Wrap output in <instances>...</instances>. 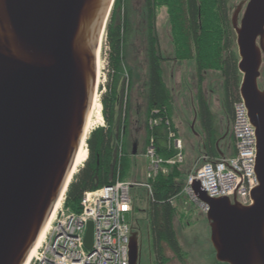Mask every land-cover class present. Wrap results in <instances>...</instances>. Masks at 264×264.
I'll return each instance as SVG.
<instances>
[{"label": "water", "instance_id": "95a60500", "mask_svg": "<svg viewBox=\"0 0 264 264\" xmlns=\"http://www.w3.org/2000/svg\"><path fill=\"white\" fill-rule=\"evenodd\" d=\"M114 2L0 0V264H26L61 196L95 97L100 38ZM242 7L232 24L258 187L251 206L210 199L198 182L192 188L210 208L220 264H264V0H249L239 21ZM85 243L92 249V223ZM129 249V264H140L135 232Z\"/></svg>", "mask_w": 264, "mask_h": 264}, {"label": "trees", "instance_id": "16d2710c", "mask_svg": "<svg viewBox=\"0 0 264 264\" xmlns=\"http://www.w3.org/2000/svg\"><path fill=\"white\" fill-rule=\"evenodd\" d=\"M146 67H147V123L148 139L153 136L158 153L168 158L166 127L164 124L150 131L151 118L169 119L173 128L174 102L163 75L164 59L160 51L157 17L161 10L168 16L175 62H194L199 77L197 117L203 134L204 154L211 159L221 153L216 119L201 86L204 75L219 72L222 75L224 111L234 116V105L241 100L239 88L242 76L238 70V52L231 22V0H145ZM130 1L115 0L114 11L107 25L109 61L112 69L109 91L102 98L106 126L98 128L87 141L88 160L74 177L67 194L65 208L80 212L83 195L89 191L115 184L117 179L127 181L131 170L133 149L130 148V104L123 101L121 89L126 81L133 86L134 73L127 62L128 47L133 27L130 22ZM125 84V83H124ZM122 90V91H121ZM135 145L137 143L135 142ZM120 147L122 151L120 154ZM232 149L235 151L234 146ZM184 167V166H183ZM183 167L169 169L152 183V196L148 199V216L152 249L157 264H165L172 253L180 259L185 253L179 243L175 220L178 216L173 200L178 197L190 173H181Z\"/></svg>", "mask_w": 264, "mask_h": 264}, {"label": "built area", "instance_id": "2783aa9c", "mask_svg": "<svg viewBox=\"0 0 264 264\" xmlns=\"http://www.w3.org/2000/svg\"><path fill=\"white\" fill-rule=\"evenodd\" d=\"M164 124L168 158L157 150L153 136L148 140L144 156L147 160L146 182L121 181L95 191L86 192L80 212L65 208L66 196L51 229L44 236L29 264H129L130 241L133 233L131 214L134 207L133 191L143 188L152 196V183L169 169L186 163L184 143L169 119H149L150 131ZM235 154L211 159L203 155L187 177L181 194L186 196L207 215L210 208L201 202L193 191L196 182L210 199L228 198L243 206L253 204L251 194L258 187L256 176L257 141L248 111L242 100L234 105L231 130ZM122 147H120V154ZM122 156V154H121ZM67 194V193H66ZM93 225V246L86 247L88 225Z\"/></svg>", "mask_w": 264, "mask_h": 264}, {"label": "rangeland", "instance_id": "374dc122", "mask_svg": "<svg viewBox=\"0 0 264 264\" xmlns=\"http://www.w3.org/2000/svg\"><path fill=\"white\" fill-rule=\"evenodd\" d=\"M130 1V22L133 27L130 38V46L128 47V58L127 62L130 68L133 70V86L131 89L127 87L126 81L123 82V101L130 104V148L133 149L136 146V156L132 154L131 157V170L128 174L127 181L145 183L146 182V170L147 160L144 156L145 150L148 146L146 138V123H147V96H146V82H147V67H146V43H145V29H146V18H145V0H129ZM243 0H231L230 7L238 9L242 4ZM115 3V2H114ZM114 11V5L110 11L105 31L104 39L101 46V61L102 69L100 74V84L96 87L95 96H99L102 104L103 96L109 91V84L111 83L110 77L112 75V69L109 61L110 47L107 42V25L110 17ZM166 11L161 10L157 17V32L159 34L160 51L164 59L162 66L167 71H172L171 65L167 63L170 57L174 59V50L171 42L169 22L165 21ZM167 14V13H166ZM233 25V24H232ZM100 49V48H99ZM234 51L238 52L236 46L235 37V48ZM264 61V60H263ZM175 62V61H174ZM189 70L195 71V89L190 88L183 90L177 86L175 91H172L174 87L168 83L170 91L172 93L174 102V121L180 124L183 121V126L180 124V131L185 132L186 135L191 139L190 143L195 144V163L204 154L203 134L199 126L197 117V96L199 91V77L196 71L194 62H189ZM175 69H173L174 71ZM180 69H178L179 71ZM177 72V71H176ZM180 72V71H179ZM170 76V75H169ZM186 76L192 81V76L186 74ZM260 86L264 88V62L261 68ZM125 83V84H124ZM173 83L175 84L174 80ZM178 84V83H177ZM176 86V85H175ZM175 88V87H174ZM205 98L208 100V104L211 111L216 119L219 135L220 144H227L232 148L230 140L231 130L233 122L231 123L227 114L224 111L223 92H222V75L219 72H209L204 75V84L201 86ZM189 90V92L187 91ZM195 90V91H194ZM178 91V92H177ZM195 92V93H194ZM179 93V94H178ZM195 96V114L185 112L184 106L190 104L192 98ZM104 111V106L102 105ZM187 107V106H186ZM188 108V107H187ZM104 119V116H103ZM195 119H197L195 121ZM149 123V121H148ZM176 125V124H175ZM106 126V121L102 125H98L95 129L103 128ZM173 127V126H172ZM149 128V126H148ZM174 129V128H173ZM150 130V129H149ZM175 131V129H174ZM176 132V131H175ZM177 133V132H176ZM228 133V135H227ZM178 135V133H177ZM227 135V137H226ZM225 138L224 141L222 139ZM149 140V139H148ZM218 141V142H219ZM135 142L137 145H135ZM219 144V146H220ZM201 148V149H200ZM203 148V150H202ZM187 153V152H186ZM83 168V167H82ZM81 168V169H82ZM80 169V170H81ZM190 169V168H189ZM188 170L182 168L181 173H187ZM79 170V171H80ZM134 207L131 214L133 232L139 235L140 245V264H154V253L152 249L150 228H149V216L148 210V199L149 193L143 188H136L133 191ZM178 216L175 220V228L177 231L179 243L185 253V264H220L216 261V253L211 244V232L207 221V215L203 214L198 206L192 203L186 196H181L175 201ZM169 259H170V255Z\"/></svg>", "mask_w": 264, "mask_h": 264}, {"label": "bare ground", "instance_id": "6f19581e", "mask_svg": "<svg viewBox=\"0 0 264 264\" xmlns=\"http://www.w3.org/2000/svg\"><path fill=\"white\" fill-rule=\"evenodd\" d=\"M105 31V30H104ZM104 31L101 35L100 38V46H99V51H98V55H97V86H99L100 84V74H101V69H102V61H101V46L103 43V39H104ZM102 104L100 102V98L99 96H95L90 110H89V115L86 121V125L84 128V135H83V139H82V143L80 146V149L78 151L74 166L71 170V172L69 173L65 185L63 187L61 196L58 199V202L45 226V228L43 229L41 236L39 237L38 242L36 243L33 251L31 252L28 261L26 262V264H29V262L31 261L35 251L37 250V248L40 246V243L42 242V240L44 239V236L47 234V232L50 231L52 225L54 224V221L59 213V210L62 206V203L65 199L66 193L70 187V185L72 184L74 177L77 175V173L79 172V170L84 166V164L87 162L88 160V156H89V152L87 149V141L90 137V135L92 134V132H94L96 129V127H98V125H102L104 123V119H103V112H102Z\"/></svg>", "mask_w": 264, "mask_h": 264}, {"label": "crops", "instance_id": "0c3cea01", "mask_svg": "<svg viewBox=\"0 0 264 264\" xmlns=\"http://www.w3.org/2000/svg\"><path fill=\"white\" fill-rule=\"evenodd\" d=\"M167 20H168V16L165 13V21L167 22ZM157 23H158V21H157ZM167 63L169 65H171V68H172L171 72L170 71L166 72V69L163 67L164 80H165V83H166L168 88H169L168 83H170V81H171V84L175 87V88L174 87L172 88V91H175L177 86H180L179 87L181 89L180 92H182L183 90H186L185 88L189 89L190 88V86H189L190 83H193L191 85V87L193 86L194 89H195V71H190L189 70V64H190L189 62H174L173 61V57H170L169 60H167ZM173 69H175V70L173 71ZM178 69H180L179 70L180 72L178 71ZM186 74H188L189 76L190 75L192 76V81L193 82L190 81V79L186 76ZM173 80H174L175 84L173 83ZM187 91L189 92V90H187ZM191 98H192V101L190 102V104H187V105L184 106V110H185L186 113H188L190 111L191 114L192 113L195 114V96H193ZM173 122H174V125L176 124L175 127H176V130H177L179 138L184 143V154H185V158H186V163H185L183 168H185V170H188L190 168L189 171L187 172V173H190V172H192L194 170V167H195V164H196L195 163V155H194L195 154V144L194 143L191 144L190 143L191 139L186 135V133L184 131L183 132L180 131V124L183 126L184 122L181 121L180 124H177V123H175L174 118H173ZM145 135H146V138H147V134H145ZM220 148H221V153L224 156H232V155L235 154V151L229 145H227L226 143L225 144L221 143L220 144ZM202 150H203V148H202ZM219 158H220V156H219ZM219 158H217V159H219Z\"/></svg>", "mask_w": 264, "mask_h": 264}, {"label": "flooded vegetation", "instance_id": "af4514ba", "mask_svg": "<svg viewBox=\"0 0 264 264\" xmlns=\"http://www.w3.org/2000/svg\"><path fill=\"white\" fill-rule=\"evenodd\" d=\"M248 2H249V0H243L242 1V3H243V7L242 8L243 9H242V11L239 14V21H241L242 18H243V15H244V12H245V9H246V6H247ZM236 10L237 9H235V12H236ZM230 12H233V9L232 8H230ZM234 13H232V14L234 15ZM235 37H236V35H235ZM261 79H262V76H261L260 80ZM260 80H259V83H260ZM259 86H260V84H259ZM260 88H261V86H260ZM228 118H229V120H230L231 123L234 121V116L232 114L230 116H228ZM229 142L231 143L232 147L235 145L234 139H233L232 135H230ZM222 143H224V142H222ZM184 260H185V258L180 259L177 256H175L172 253H170V259H169V256H168V261L165 264H185V261ZM154 264H157L155 259H154Z\"/></svg>", "mask_w": 264, "mask_h": 264}]
</instances>
